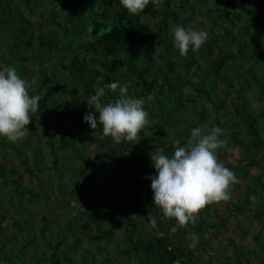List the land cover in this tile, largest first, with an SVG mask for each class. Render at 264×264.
<instances>
[{
    "label": "trees",
    "instance_id": "obj_1",
    "mask_svg": "<svg viewBox=\"0 0 264 264\" xmlns=\"http://www.w3.org/2000/svg\"><path fill=\"white\" fill-rule=\"evenodd\" d=\"M175 25L205 30L206 42L181 55ZM5 66L41 100L24 137H0V264H210L206 256L264 264V0H150L136 15L119 0H0ZM112 81L145 101L149 123L136 143L105 141L101 124L91 129L83 120L93 111L85 100L98 88L105 102L118 98V89L106 87ZM194 127L222 130L217 159L237 182L228 200L179 225L153 204L149 154L163 148L171 155L173 141L186 145ZM93 143L97 160L87 151ZM131 158L136 172L121 164ZM96 190L122 193L130 215L103 227L105 214L85 204ZM79 198L85 206H68ZM225 212L255 218L253 248L208 241L225 228Z\"/></svg>",
    "mask_w": 264,
    "mask_h": 264
},
{
    "label": "clouds",
    "instance_id": "obj_2",
    "mask_svg": "<svg viewBox=\"0 0 264 264\" xmlns=\"http://www.w3.org/2000/svg\"><path fill=\"white\" fill-rule=\"evenodd\" d=\"M149 2L119 0L120 5L133 15L143 12ZM172 38L179 53L187 55L190 48L196 51L206 42L207 32L175 25ZM193 82L198 83L195 77ZM28 87V82L14 67H0V137H6L10 142H16L28 133L26 126L32 119L31 113L40 109L41 96L30 95ZM106 87L118 89V98L105 102V88H98L85 100L93 111L86 113L83 120L91 129L101 124L103 134L117 143L138 142L141 131L149 123L145 101L128 95L127 86L118 81H112ZM221 131L215 128L205 134L201 127H194L186 145H181L179 139L173 141L175 148L171 155L165 154L163 148L149 154L155 174L146 178L151 181L153 204L162 210L163 217L175 218L179 225H184L193 221L194 214L206 204L230 198L229 186L237 182V177L217 159L216 150L226 143L220 139ZM150 223L155 228L156 218ZM175 230V227L171 229ZM158 235L162 237L164 233Z\"/></svg>",
    "mask_w": 264,
    "mask_h": 264
},
{
    "label": "rangeland",
    "instance_id": "obj_3",
    "mask_svg": "<svg viewBox=\"0 0 264 264\" xmlns=\"http://www.w3.org/2000/svg\"><path fill=\"white\" fill-rule=\"evenodd\" d=\"M205 5L206 4H203L200 6L201 10L205 11V8H206ZM254 105H257V104L254 102ZM103 139L105 141L109 140V138L106 136L103 137ZM96 146H97V151H96ZM226 150L232 154L233 159L237 158L238 152L236 148L230 146V147H227ZM87 151L90 156H93L94 159L96 160L99 159L98 144L93 143L89 145ZM100 152L102 151L100 150ZM121 164L125 168L136 172L135 171L137 169L136 159L131 158L130 161H125ZM128 176L131 177L130 174ZM143 190H146V189H143ZM124 197L125 196L122 193L110 195L107 192L96 190V192L94 193V196L92 198H88L85 204H87L86 207H91L94 212L97 213L99 210L100 212L105 214L106 219L107 218L108 219L102 220L103 222H101V225L103 227H111V225L117 226L125 219V218L123 219V216L121 215V213L124 212L125 214L128 215L130 211L128 208H126V206H123L122 199ZM74 203H78L79 207L85 206V204L81 202V198H79L77 201L75 200L74 202H70L69 204L64 203V206H66L67 204L68 206L70 205L76 206ZM71 209L73 208L71 207ZM220 222L225 225V228L221 230H218L217 228L213 229L209 234L208 241L216 242L220 238H230L236 243H240L250 248L254 247V244L252 242L253 241L252 234L254 233V228L257 226V222L254 217H251L248 214H239V213L230 214L229 212H225V214L220 219ZM89 231H90V234L93 236L98 235V229L96 228V225L94 224V222L89 224ZM114 237H116L115 234H114ZM86 239H87L86 237L83 238V244L85 245V247L90 251L94 250L95 247L93 246V244L88 242ZM98 242H100V240H98ZM203 262H207V263L210 262V264H220L217 257L210 258L209 256H206ZM251 264H257V262L252 260Z\"/></svg>",
    "mask_w": 264,
    "mask_h": 264
}]
</instances>
